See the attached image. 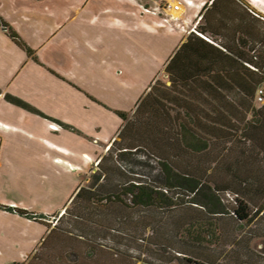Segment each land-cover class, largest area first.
Segmentation results:
<instances>
[{
    "label": "crops",
    "instance_id": "0c3cea01",
    "mask_svg": "<svg viewBox=\"0 0 264 264\" xmlns=\"http://www.w3.org/2000/svg\"><path fill=\"white\" fill-rule=\"evenodd\" d=\"M258 6V0H0V16L45 66L0 28V171L5 167V178L26 191L20 197L4 191L0 205L45 215L65 211L91 181L83 173L113 169L104 161L125 130L124 140H141L138 146L153 140L166 163L157 179L162 185H176V175L194 179L197 172L208 181L202 184L240 194L264 216V102L258 101L264 91V12ZM141 8L161 11L153 16ZM172 15L181 18L180 26L163 21ZM7 91L78 132L53 130L48 119L5 102ZM5 135L15 138L11 144L3 142ZM175 139L219 144L195 152L178 148ZM128 161L123 168L137 169ZM45 187V202L31 199L34 189ZM194 214L190 223L198 219ZM0 219L15 228L5 230L16 242H0V264L23 261L46 228L3 209ZM222 220L219 233L226 229Z\"/></svg>",
    "mask_w": 264,
    "mask_h": 264
},
{
    "label": "rangeland",
    "instance_id": "374dc122",
    "mask_svg": "<svg viewBox=\"0 0 264 264\" xmlns=\"http://www.w3.org/2000/svg\"><path fill=\"white\" fill-rule=\"evenodd\" d=\"M258 2L263 4L258 8L264 12V0H258ZM260 16L264 18V13ZM33 51L35 52V50ZM29 59L45 68L38 57L37 61L32 57ZM57 77L75 87L61 75H57ZM0 93L2 92L0 91ZM6 96L20 99L7 91L5 95L3 94V99L7 103H11V101L10 97ZM100 105L103 104L100 103ZM105 108L108 107L105 106ZM17 122L18 126L22 125L19 121ZM49 124L51 128L56 126L57 130L62 128L59 123L52 120H49ZM21 127L26 130L29 125L24 124ZM72 132L77 133L78 131L72 130ZM14 139H10L7 135L3 136V142L6 145L11 144ZM231 142L233 139L229 144ZM150 143L152 144V141H149L148 145L142 144L136 150L133 146H138V141L120 140V143L113 148V155L104 161V164H112L113 169L105 170L103 168L96 171L95 174L83 173L84 176L90 174L91 181L82 187L86 192L76 203L72 204L75 197L71 200L66 208L67 212L45 215L28 210L37 219L23 217L26 223L32 222L34 228L43 226L46 228V232L41 236L43 240H36L33 250L23 261H18V263L41 264L50 257L53 259L52 261H55L53 264H58L53 258L54 255H60L67 249L68 252H75L82 258L77 264H210L214 260L217 261V264H264V216H258L259 212L256 213L255 208L249 204H246L249 221H238L235 217L230 216V213L221 218L224 220L221 224L222 229L224 227L226 229L220 234L218 248L215 247L214 255L208 252L209 245L207 243L198 244L187 237L188 234H191L189 229L192 221L190 223L189 220L192 219V214L195 213L198 220H202L201 223L208 218L203 217L200 208L193 205V194L180 188L171 189L157 181L159 176L166 173V163H160L159 166L152 163V157L161 160L162 158L158 155L160 153L155 151V146ZM128 144L134 145L128 147ZM216 144L217 140L212 141L210 149H215ZM231 146L233 144L228 145V147ZM123 155L124 159H128V162L137 169L123 168ZM98 162L100 163V161ZM4 169L5 167L0 171V194L7 191V193L20 197V194L26 191L16 185V180L11 183L10 179H6ZM104 174H107V177L100 182L99 180ZM192 174L196 180L208 182L197 175V172ZM212 178L213 175H210L208 180H212ZM127 179L135 180V182L146 181L155 188L164 190L174 205L172 207L158 204L133 205L132 195L127 194V188L130 187L126 185ZM40 189L33 190L32 200L43 201L46 196L44 193L46 187L43 188V192ZM49 189L51 192L55 191L53 185H50ZM220 191L219 194L226 209L233 210L235 208L233 198L237 197L242 202L245 201L240 194L233 191ZM89 193L94 194L93 199ZM42 215L44 218H40ZM226 219H230L231 222L227 223ZM233 221L237 223L234 225ZM20 228H22L21 224L16 227V230L18 231ZM53 228L54 231L51 232ZM5 229L8 232L15 230L13 226L6 228L4 224L0 223V242L16 244L15 240H8V232L6 233ZM34 233L37 239L36 231ZM179 252H183V254H179ZM38 256L39 259H37Z\"/></svg>",
    "mask_w": 264,
    "mask_h": 264
},
{
    "label": "trees",
    "instance_id": "16d2710c",
    "mask_svg": "<svg viewBox=\"0 0 264 264\" xmlns=\"http://www.w3.org/2000/svg\"><path fill=\"white\" fill-rule=\"evenodd\" d=\"M0 28L5 29L6 35L18 47H20L22 50H24L29 57H32L36 61L38 60L36 55H35V52L20 38V36L11 28V26L9 24H7L3 20V18L1 16H0ZM210 43H212V42H210ZM263 93H264V91H263ZM6 97H10L11 103H13L17 107H20V108H22V109H24V110H26L32 114L40 116L42 118L57 122L65 129H69V130H73V131L77 132V130H75L73 127H70V126H68V125H66V124H64L58 120H55L53 118L46 116L45 114H43L42 112H40L39 110H37L36 108H34L33 106L24 102L21 99L13 98L11 96H6ZM262 97L264 99V94ZM258 98H259V92H258ZM259 102L262 103V102H264V100L259 101ZM114 112L119 117H121L123 119H127V117H128V114H126V113H122L120 111H114ZM131 124L132 123H130V125ZM128 125H129V123H127V126L125 127V129L128 128ZM124 131H122L119 134V136L121 137V141L125 139L124 138V135H125ZM130 140H132L133 142L141 141V140H138L135 138H132ZM149 141H153V140H149ZM207 141L209 144L207 143ZM212 141H216V140H199V139H192V140L181 139V140H179V139H175L174 143L177 144V146H179L178 148H180V146L183 145L184 147H186L188 149H191L195 152H199V151H201V149L206 148L207 145L211 146ZM230 141L231 140H223L224 143H228V144L230 143ZM244 141H245L244 143L248 144L247 143L248 140H244ZM118 143H120V142L115 141L113 143L111 149L114 148V146ZM218 144L219 143L217 140L216 145H218ZM133 145L134 144H128L129 147H131ZM133 147L136 148V150H137V148L139 146L135 145ZM105 159L106 158L102 159L100 161V163L103 162ZM152 159H153L152 163L154 165L159 166L160 163H163V161L157 157H152ZM174 182L176 185L168 186V187L171 189L180 188L182 190H185V191L193 194V198H192L193 204L201 206L205 210L207 215H208V211H210L209 213H211V215H212L211 217H213V218H211L209 220L207 219L203 223H201L202 220L201 221L198 219L195 221L193 220L192 223L190 224L191 227L189 229V232H191V234L190 235L188 234L187 237L193 239L194 242L198 243V244L207 243L209 245L207 247V250L211 255H214V252L216 251L215 247L218 248V244H219V240H220V234H221V233H219L218 224H219L222 217H225L226 214L230 213L229 215L232 217H235L238 221H247V220L249 221L248 207L239 198L236 197V198L232 199L235 208H233V210H230V209H226L225 203L223 202V200L219 194L221 192L220 190L211 189L208 186H206L205 184H202L201 181L196 180V178L190 179L189 177H186V176L181 177V176L176 175ZM85 192H86V190L81 188L80 191L78 192V194L75 196L72 204L76 203L85 194ZM166 193L167 192H164V190L157 189L146 181L133 182L130 185V187L127 188V194L132 195L133 205H135V206H148V205H152V204H155V205L158 204V205H163L164 207H172L174 204H173L171 198L168 197ZM89 194L91 195V198L94 196V194H91V193H89ZM201 197H203L202 199L205 198L206 202H208V203L204 202L201 199ZM210 204H211V206H210ZM0 209L6 210L9 212H16L18 215L25 217V218L30 217L29 219H31V218L37 219V218H35V216H33L34 214L30 213L27 210L12 208V207H8V206H1V205H0ZM67 210L68 209H66L65 212H67ZM65 212H64L63 216L65 215ZM40 218H44V216L42 215ZM52 231H54V228L51 230V232ZM179 254H183V252H179ZM210 264H217V261L215 262V260H214Z\"/></svg>",
    "mask_w": 264,
    "mask_h": 264
},
{
    "label": "built area",
    "instance_id": "2783aa9c",
    "mask_svg": "<svg viewBox=\"0 0 264 264\" xmlns=\"http://www.w3.org/2000/svg\"><path fill=\"white\" fill-rule=\"evenodd\" d=\"M187 4L188 5H192V2L191 1H187ZM142 9V12L145 13V14H149V15H153V16H156L160 13L161 9H155V10H152V9H149V8H141ZM180 10V4H177L173 7V11H179ZM163 21L168 24L169 26H180V23H181V18L179 16H176V15H172V16H168V17H165L163 18ZM194 33H196L198 36H200L201 38L205 39L206 41L208 42H212L209 38H207L206 36H204L203 34L197 32L195 30V28L192 29ZM263 91L260 90L259 91V98L258 100L259 101H263ZM53 130H57L56 126H53L52 127ZM99 162L96 163V166H98Z\"/></svg>",
    "mask_w": 264,
    "mask_h": 264
},
{
    "label": "flooded vegetation",
    "instance_id": "af4514ba",
    "mask_svg": "<svg viewBox=\"0 0 264 264\" xmlns=\"http://www.w3.org/2000/svg\"><path fill=\"white\" fill-rule=\"evenodd\" d=\"M44 248L45 247L43 246V249ZM68 251L69 250L66 249L63 253L61 252L62 254H60V255H54L53 258L56 259V261L58 262V264H77V262L80 259H82L75 252H68ZM48 258L50 259V257H48ZM37 259H39V256H38ZM49 259H47L46 261H43L41 264H53L55 262V261H52L53 259H50V260ZM13 264H26V263L25 262H20V263L15 262ZM27 264H31V262H28ZM33 264H36V263L34 262Z\"/></svg>",
    "mask_w": 264,
    "mask_h": 264
},
{
    "label": "bare ground",
    "instance_id": "6f19581e",
    "mask_svg": "<svg viewBox=\"0 0 264 264\" xmlns=\"http://www.w3.org/2000/svg\"><path fill=\"white\" fill-rule=\"evenodd\" d=\"M56 125V124H55Z\"/></svg>",
    "mask_w": 264,
    "mask_h": 264
},
{
    "label": "water",
    "instance_id": "95a60500",
    "mask_svg": "<svg viewBox=\"0 0 264 264\" xmlns=\"http://www.w3.org/2000/svg\"><path fill=\"white\" fill-rule=\"evenodd\" d=\"M4 30V29H3Z\"/></svg>",
    "mask_w": 264,
    "mask_h": 264
}]
</instances>
